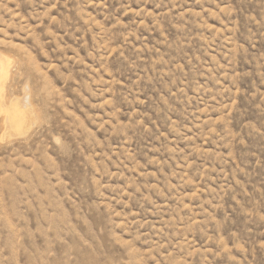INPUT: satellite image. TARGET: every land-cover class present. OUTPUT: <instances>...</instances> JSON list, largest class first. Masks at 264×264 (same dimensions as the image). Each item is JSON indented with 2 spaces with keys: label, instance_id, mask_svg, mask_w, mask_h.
<instances>
[{
  "label": "rangeland",
  "instance_id": "rangeland-1",
  "mask_svg": "<svg viewBox=\"0 0 264 264\" xmlns=\"http://www.w3.org/2000/svg\"><path fill=\"white\" fill-rule=\"evenodd\" d=\"M0 264H264V0H0Z\"/></svg>",
  "mask_w": 264,
  "mask_h": 264
},
{
  "label": "bare ground",
  "instance_id": "bare-ground-1",
  "mask_svg": "<svg viewBox=\"0 0 264 264\" xmlns=\"http://www.w3.org/2000/svg\"><path fill=\"white\" fill-rule=\"evenodd\" d=\"M1 95L3 96V93H1Z\"/></svg>",
  "mask_w": 264,
  "mask_h": 264
}]
</instances>
